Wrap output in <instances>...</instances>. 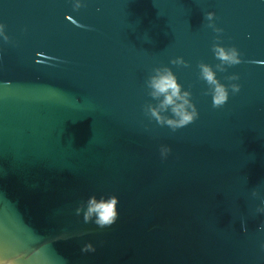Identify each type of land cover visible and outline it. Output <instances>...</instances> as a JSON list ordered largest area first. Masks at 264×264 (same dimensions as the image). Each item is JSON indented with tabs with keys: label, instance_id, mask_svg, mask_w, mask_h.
Listing matches in <instances>:
<instances>
[{
	"label": "water",
	"instance_id": "water-1",
	"mask_svg": "<svg viewBox=\"0 0 264 264\" xmlns=\"http://www.w3.org/2000/svg\"><path fill=\"white\" fill-rule=\"evenodd\" d=\"M81 3L0 0V257L264 264V0ZM214 44L235 47L241 63L217 71ZM201 63L240 86L219 108ZM157 67L198 113L175 131L145 115ZM93 197L116 199L113 224L85 221Z\"/></svg>",
	"mask_w": 264,
	"mask_h": 264
},
{
	"label": "clouds",
	"instance_id": "clouds-1",
	"mask_svg": "<svg viewBox=\"0 0 264 264\" xmlns=\"http://www.w3.org/2000/svg\"><path fill=\"white\" fill-rule=\"evenodd\" d=\"M74 10L82 6L81 0H72ZM214 13L209 12L206 14V19L209 21L208 27L213 31L219 33L221 29L216 28L211 21L213 20ZM0 39L5 42L9 37L5 34V25L0 23ZM212 52L215 58L220 62L215 65L217 71L224 72L225 66H233L241 63L240 54L235 47L225 48L219 44H214ZM172 64H184L181 58L171 61ZM200 78L204 80L209 88L206 95H211L212 106L219 108L223 106L229 98V89L233 94L239 92L240 86L236 83L225 85L216 78V72L207 64H199ZM229 81L238 79L236 75L228 76ZM145 86L148 90V95L157 103L155 105L148 103L145 105V115L161 126H167L173 131L183 128L192 123L197 117L198 113L195 105L191 102V93L182 90V86L177 82L176 76L168 67H157L152 70V73L145 81ZM170 113V115H164ZM161 159H166L171 149L168 146L162 145L159 149ZM252 195L255 197L258 194L254 191ZM116 199L112 198L108 202H97L96 199L90 198L87 202L86 209H84L85 221L87 222L93 215L96 216L95 223L101 227L111 225L116 220L115 211ZM77 214L79 215L81 209L78 208ZM256 212L264 214V201L257 207ZM258 231H264V223L260 224L257 228ZM264 247V245H262ZM85 251H94L91 245H86ZM0 264H14L11 260H5L0 257Z\"/></svg>",
	"mask_w": 264,
	"mask_h": 264
}]
</instances>
